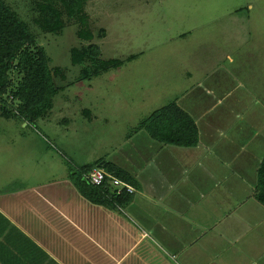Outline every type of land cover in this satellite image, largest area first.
<instances>
[{"label": "crops", "instance_id": "0c3cea01", "mask_svg": "<svg viewBox=\"0 0 264 264\" xmlns=\"http://www.w3.org/2000/svg\"><path fill=\"white\" fill-rule=\"evenodd\" d=\"M205 49H193L179 70L156 85L154 79L143 83L148 91L140 98L131 91L122 100L93 93V80L132 60L59 86L55 116L38 121L56 132L70 170L20 167L11 163L16 152L5 155L0 264H264V204L257 196L264 63L250 60L256 75L250 67L243 75L238 44L213 45L202 55ZM152 67L146 73L158 75L159 65ZM86 82L80 89L89 97L70 92ZM80 97L89 98L78 112L85 119L77 116ZM171 103L194 123V145L166 143L145 129V119ZM118 122H125L122 129ZM111 124L117 134H108ZM2 148L12 151L0 144V162ZM87 167L103 169L136 192L116 197L103 188L79 187L75 180Z\"/></svg>", "mask_w": 264, "mask_h": 264}, {"label": "rangeland", "instance_id": "374dc122", "mask_svg": "<svg viewBox=\"0 0 264 264\" xmlns=\"http://www.w3.org/2000/svg\"><path fill=\"white\" fill-rule=\"evenodd\" d=\"M5 1L35 31L37 43L51 58V66L60 68L65 74L63 80L61 75L56 78L57 86H62L67 79L76 80L81 69L72 65L70 51L88 44L78 37L80 26L71 22L61 35L47 34L34 22L37 16L34 8L42 0ZM85 13L88 29L94 36L92 43L99 47L102 58L132 60L120 70L102 74V77L93 80V93L99 96L111 97L113 93L117 100H122L131 91L138 93L140 98L148 91L144 84L154 79L153 85H156L170 70H179L181 61L188 60L195 48L200 51L206 48L201 52L205 55L213 45L238 44L243 52L236 49L235 55L242 53L243 75L248 73L249 67L252 69L250 72L256 75V61L264 63V0H90ZM252 50L249 58L248 52ZM154 64L156 68L159 65V74H147L146 71ZM261 68L264 74L263 65ZM13 79L15 82L18 80L16 77ZM87 84L82 83L70 92L87 94L80 89ZM6 99L11 106H17L12 103L11 97L6 96ZM88 101L89 98H78V118H87L86 114L78 112L85 108L84 103ZM55 114L56 109L51 116ZM55 123L50 125L52 129H56ZM124 125L125 122L117 124L121 129ZM118 132L116 126H109L108 134ZM54 133L46 132L40 121L21 123L0 117V144L10 145L12 150L6 152L1 149V167L7 164L5 155L16 152L11 163L17 166L25 167V163H30L32 166L46 165L47 170L54 174L61 170L68 172L70 167L60 155ZM29 144L31 147H28Z\"/></svg>", "mask_w": 264, "mask_h": 264}, {"label": "trees", "instance_id": "16d2710c", "mask_svg": "<svg viewBox=\"0 0 264 264\" xmlns=\"http://www.w3.org/2000/svg\"><path fill=\"white\" fill-rule=\"evenodd\" d=\"M89 1L42 0L34 8L37 14L34 22L44 33L61 35L71 22L80 26L78 37L88 44L81 48H72L70 51L72 65L81 69L76 83L101 76L124 64L117 59L104 60L99 47L92 43L94 36L88 29L85 13ZM37 39V34L30 25L5 0H0L2 118L35 123L50 115L54 109V101L59 92L56 78L61 75L63 80L66 77L60 68L51 66V58L45 48L39 46ZM14 77L18 79L17 82L14 81ZM6 96L11 97L12 103L17 106L8 104ZM143 125L152 136L166 143L191 146L197 140L194 123L175 103L145 119ZM91 168L87 167L83 173L90 171ZM109 171L113 173L112 169ZM118 176L120 177L119 174ZM75 183L84 189L91 186L83 176L76 178ZM257 189V196L264 204V162L259 169Z\"/></svg>", "mask_w": 264, "mask_h": 264}, {"label": "built area", "instance_id": "2783aa9c", "mask_svg": "<svg viewBox=\"0 0 264 264\" xmlns=\"http://www.w3.org/2000/svg\"><path fill=\"white\" fill-rule=\"evenodd\" d=\"M83 179L93 187L103 188L116 197L133 195L135 188L126 181L108 174L101 168H94L83 173Z\"/></svg>", "mask_w": 264, "mask_h": 264}]
</instances>
